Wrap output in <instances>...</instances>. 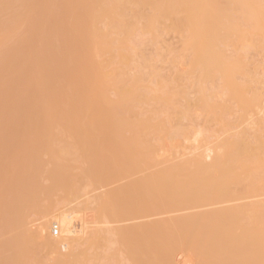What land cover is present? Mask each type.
Wrapping results in <instances>:
<instances>
[{
    "label": "rangeland",
    "instance_id": "1",
    "mask_svg": "<svg viewBox=\"0 0 264 264\" xmlns=\"http://www.w3.org/2000/svg\"><path fill=\"white\" fill-rule=\"evenodd\" d=\"M0 2V264H55L56 251L34 242L27 245L25 239L26 249L17 252L19 257L8 259L11 251L6 252V247V255L3 252L6 239L20 237L25 230L51 233L48 222L71 236L72 249L87 255L85 263L131 264L107 217L99 230V243L93 245L88 239L94 233L92 226L100 225L94 215L98 214V195H116L126 203L137 184L145 185L148 173L129 176L127 156L114 138L121 136L118 140L126 142L130 132L116 136L109 131L103 136L104 120L99 115L112 109L138 127L148 125L145 138L157 146L161 162L151 170L187 161L193 152L202 150H195L198 144L215 143L219 134L255 143L260 125L253 126L249 115L241 117L218 75L205 78L193 67L187 30L176 31L171 20L160 18L149 25L154 13L149 2L135 0L129 2L131 8L124 7L123 15L126 11L125 18L132 17L134 26L123 28L126 32L119 31L121 35L112 29L110 17L93 18L89 0ZM216 3L227 15L221 18L225 26L230 19L247 21L243 28L248 36L239 43L234 37L219 38L218 49L227 60L241 62L243 72L238 77L247 95L256 87L263 95L264 45L254 34L253 21L242 18L244 8L235 2ZM96 28L101 37L94 35ZM123 85L127 89H120L119 94L117 87ZM202 92L214 105L210 111L201 105ZM260 112L252 117L262 121L264 111ZM219 114L224 124L216 118ZM73 127L80 133H74ZM197 130L202 132V141L195 143L191 136ZM258 135L264 139L262 123ZM65 186L79 188L75 200L76 192L69 199L62 191ZM87 212L90 216L84 218ZM82 219L91 220L84 229ZM3 221L6 227L1 226ZM191 250L187 254L176 251L173 263L196 264ZM111 252H117L116 258L107 260Z\"/></svg>",
    "mask_w": 264,
    "mask_h": 264
},
{
    "label": "bare ground",
    "instance_id": "2",
    "mask_svg": "<svg viewBox=\"0 0 264 264\" xmlns=\"http://www.w3.org/2000/svg\"><path fill=\"white\" fill-rule=\"evenodd\" d=\"M132 1L135 2V0H89L94 10L93 18L110 17L111 27L118 30L117 34L133 22L132 17L128 18L129 20L125 18L126 11L125 16L123 15L124 7L131 8L133 4L129 2ZM230 1L244 8L245 15L242 18H250L253 21L254 34L258 35L264 45V3L251 0ZM146 2H149L154 10L150 19L148 16L149 25L160 18L171 20V27L176 31L187 30L189 45L193 50V67L200 71V76L214 79L218 75L225 92L238 104L241 117L249 115V122L253 126H261L262 123L264 127V118L261 121L252 117L253 113L258 111L259 114L262 113L260 111H264V94L260 95L259 88L256 87L247 95L238 77L243 72L241 62L238 59L227 60L218 49L219 38L234 37L239 40L238 43L245 38L247 32L243 27L247 25L245 23L247 21L244 20V23L239 20L231 21L229 18V23L225 26L221 18L227 15L225 10L218 7L216 0H139V3ZM94 35L101 37L102 32L96 28ZM120 56L124 57L122 54ZM125 61L126 59L123 62ZM261 80L264 87V78ZM121 87L117 89H127L124 85ZM117 92L120 94L122 90ZM199 99L205 110L210 111L214 108L209 97L203 92ZM99 116L104 120L100 127L102 135L106 136L109 131H114L115 135L126 131L131 133H129L131 136H128L129 140L126 139V142H129L124 141L125 144L118 140L121 136L114 138L119 144L120 152L127 156L129 176L136 172L148 173L143 178L145 185L137 184L134 187L135 193L126 203L117 200L116 195H98L96 209L98 214L94 215L99 217V220L95 218L100 225L92 226L94 233L88 235L90 243L93 245L99 243L101 238L99 230L104 226V219L107 217L131 264H174L173 255L175 257L176 251L187 254L190 249L195 252L196 258L193 254V259L197 260L196 264H264V139L258 135L260 126L254 134L255 143L237 137L230 140L219 134L215 143L198 144L195 150L201 147L202 150L193 152V156L187 161L151 170L150 168L160 165L161 162L156 157L157 146L145 138L148 125L138 127L137 123L129 121L126 117L117 116V111L112 109L111 112L106 109L104 114ZM222 116L219 114L216 117L220 124H224V121H221ZM74 129L76 131L73 130L74 133H80L77 127ZM218 131L222 132L223 129ZM201 135V130H197L191 139L198 143ZM206 158L210 161L207 162ZM73 183L71 181L69 184ZM73 187L65 186L62 190L68 194L69 199L76 190H79L75 189L76 186ZM76 195L77 192L72 201L74 197L76 199ZM171 213L175 214L168 218L167 215ZM87 215L90 216L87 212L84 218H87ZM143 219L144 221H141ZM5 221L1 224L2 227L8 225ZM87 221L85 219L81 221V229L89 226L88 222L91 220ZM122 221L132 222L126 225ZM121 222L124 225H119ZM47 224L49 230L54 225L49 222ZM59 229L60 234L57 237H52V228L49 234L48 232L35 234L25 230L20 237H8L6 239L8 241L5 242L7 246L3 244V252L6 247L9 248L5 249L6 252L12 253H9L8 259L19 257L24 253L21 251L26 245L24 242L28 241L27 245L34 242L37 243L36 246L43 244L56 251L55 264H73L79 260L82 264H97L85 263L87 255L85 256L81 250L74 251L71 236ZM13 252L18 255L14 256ZM116 255L117 252H111L105 258L114 259Z\"/></svg>",
    "mask_w": 264,
    "mask_h": 264
},
{
    "label": "built area",
    "instance_id": "3",
    "mask_svg": "<svg viewBox=\"0 0 264 264\" xmlns=\"http://www.w3.org/2000/svg\"><path fill=\"white\" fill-rule=\"evenodd\" d=\"M52 232L54 235H56L58 233V226L57 225L52 226Z\"/></svg>",
    "mask_w": 264,
    "mask_h": 264
}]
</instances>
